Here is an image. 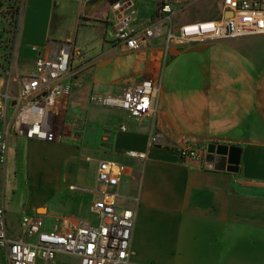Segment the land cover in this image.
I'll list each match as a JSON object with an SVG mask.
<instances>
[{"label": "crops", "instance_id": "obj_1", "mask_svg": "<svg viewBox=\"0 0 264 264\" xmlns=\"http://www.w3.org/2000/svg\"><path fill=\"white\" fill-rule=\"evenodd\" d=\"M86 1L74 0V24L82 18L84 26L95 27L97 41L79 46L71 33L54 40L53 0H26L12 42V60L0 67L16 91L19 77L33 71L35 58L51 56L59 43L72 40L82 52L81 63L73 70L70 67L71 94L59 100L55 109L58 141L17 135L8 124L14 111L11 104L5 125L0 122V131L7 130L6 161L0 170V207L7 235L20 237L24 216L39 217L44 231L65 230L66 225L81 222L96 224L91 206L113 195L118 213L126 209L135 213L131 245L135 263L264 264V83L259 85L264 68L251 67L247 59L254 51H264V42L249 44L239 38L229 44L170 46L166 51L169 28L174 33L181 25L212 20L185 18L177 26L165 25L163 36L141 51L126 52L104 35L111 5L106 1L86 14ZM159 6V2H142L143 12L136 20L162 23ZM98 50L99 54H91ZM206 50L221 55L210 74L175 65L185 54ZM120 54L134 56L141 66L125 64L117 57ZM166 64L164 85L161 74ZM148 78L160 86L151 117L134 118L90 100L95 94L120 95ZM151 135L160 143L148 150ZM209 144L235 149L237 171H217L207 163ZM182 146L204 152V163L181 158ZM129 151H148V156L141 161L129 156ZM100 162L123 167L107 186L96 178ZM6 178L12 188L5 186ZM62 257L81 264L79 258L66 254H57L49 263L36 259L34 264H69L58 263ZM0 264H7L1 251Z\"/></svg>", "mask_w": 264, "mask_h": 264}, {"label": "built area", "instance_id": "obj_2", "mask_svg": "<svg viewBox=\"0 0 264 264\" xmlns=\"http://www.w3.org/2000/svg\"><path fill=\"white\" fill-rule=\"evenodd\" d=\"M192 1L162 0L159 2V13L163 22L138 29L132 23L136 12L130 8L131 3L121 0L110 6L111 18L104 35L121 45L126 52H139L154 39L163 36L162 26L170 25L175 3ZM262 35L264 0H224L218 19L184 24L174 33L169 28L165 33V49ZM32 50L36 51V48ZM80 53V49L70 42L59 43L51 56L35 58L33 71L19 77L16 91L11 88L10 81L0 74V122L5 125L7 108L11 104L14 111L8 124L17 135L47 143L58 141L61 136L54 127L55 109L59 100L71 94V62ZM159 93L158 81L148 78L127 87L120 95H92L90 100L143 119L153 115ZM121 130L124 131V127ZM6 135V129L0 131V170L6 161ZM159 143L160 139L151 135L148 150ZM127 154L144 161L148 151H129ZM179 154L184 160L204 163L205 154L197 149L182 146ZM122 171L123 167L119 164L100 162L96 178L100 184L107 186L117 180ZM91 212L98 219L96 224H68L65 230L52 231L42 230L39 217L24 216L20 222L21 235L13 239L7 235L4 209L0 207V251L7 264H34L36 259L49 263L57 254L77 257L81 264H138L131 259L135 213L130 209L118 213L113 195L95 202Z\"/></svg>", "mask_w": 264, "mask_h": 264}, {"label": "rangeland", "instance_id": "obj_3", "mask_svg": "<svg viewBox=\"0 0 264 264\" xmlns=\"http://www.w3.org/2000/svg\"><path fill=\"white\" fill-rule=\"evenodd\" d=\"M7 2V0H5ZM124 1H130L131 3L129 6L131 9L135 10L137 13L135 16L132 17V23L134 26H136L138 29L144 28L145 26L149 25L151 22L147 21L144 22L143 20L139 21L136 20L137 16L140 15L143 12V9L141 8V3L146 0H124ZM138 1V2H136ZM9 3H12L14 6L17 7L19 15H18V21L21 20V13L26 4V0H8ZM135 2L137 4H135ZM224 4V0H194L192 2H182V3H175L174 4V15L171 18V25L177 26L178 22L182 19L188 18L192 19L194 21H198L201 19H213L217 18L221 15L222 6ZM53 5H56L54 9V16H53V27H52V33L54 40H58L56 38L61 37L64 38L66 35L71 33V38L73 41L77 42V45L82 46L83 43H89L90 41H97L100 37L98 35L97 30L95 27H91L89 25L84 26L82 24V18H79L78 25L75 26L74 19L76 17V3L74 0H53ZM6 8V7H5ZM4 11V10H2ZM4 16V17H2ZM6 15L4 12L0 15V67H7L9 64V61L12 60V54L14 52L13 45L14 43H9L12 45V48H9L5 46V43L3 42L4 39L8 38L11 42L13 41L14 34L11 32L9 34H5V30L8 28L6 23ZM100 19H106L105 17H100ZM17 22V21H16ZM18 22V24H19ZM173 22V24H172ZM21 24V22H20ZM163 31L165 32V27L162 26ZM244 39V40H242ZM242 41H246L249 44H256L264 42V36H250V37H242ZM70 40V41H72ZM235 39L232 40H225L220 41V43H233ZM69 41V42H70ZM63 43V42H62ZM71 43V42H70ZM72 44V43H71ZM201 45V44H200ZM257 46L254 45V48ZM255 50V49H252ZM100 50L95 51L91 54H99ZM174 53H176L174 51ZM254 54H249V57L247 59L249 60L251 67H258V70L262 67L264 68V51H262V48L259 51H254ZM82 55V52L80 53ZM74 57L72 60L71 70H73L76 66H78L82 61V56ZM220 54L214 53L213 51L206 50L202 53H193V54H185L182 58H180L179 61L175 62V65L180 66V70H189L193 68H197L198 70L202 72L211 73L210 70L216 69V67H213L216 59L220 58ZM117 57L121 58L125 64H133V66L140 67V63H136L134 61V56L120 54ZM223 57V56H222ZM257 59L259 61H257ZM221 63V62H220ZM255 63V65H253ZM242 67L247 70V66H244L242 63ZM128 69V68H127ZM167 64L166 66H163L162 70V80L164 82V85L167 84ZM22 72L21 74H24V71L19 70ZM248 71V70H247ZM4 77L6 76V72L3 70L0 73ZM169 76V75H168ZM130 81H125L122 85L128 84ZM133 82V81H132ZM258 83L257 80H255V83ZM264 83V79H262L259 83L260 87H262ZM96 95V94H95ZM99 96H109V95H99ZM113 111V110H111ZM10 117V115H9ZM5 186L7 188L11 187V181L10 179L5 180ZM22 205L20 206V213L18 214L19 217H21V210ZM92 219V217H90ZM57 262H67L69 264H73L75 260L71 257L67 258H59L57 259Z\"/></svg>", "mask_w": 264, "mask_h": 264}, {"label": "water", "instance_id": "obj_4", "mask_svg": "<svg viewBox=\"0 0 264 264\" xmlns=\"http://www.w3.org/2000/svg\"><path fill=\"white\" fill-rule=\"evenodd\" d=\"M108 2L113 5L121 0H87L85 2L86 14L90 12L94 7ZM154 2H161L162 0H149ZM225 16H229L226 14ZM235 149L227 146L209 144L206 147L207 163L213 164V168L217 171L236 172L238 165V155H235Z\"/></svg>", "mask_w": 264, "mask_h": 264}, {"label": "trees", "instance_id": "obj_5", "mask_svg": "<svg viewBox=\"0 0 264 264\" xmlns=\"http://www.w3.org/2000/svg\"><path fill=\"white\" fill-rule=\"evenodd\" d=\"M6 7V8H5ZM4 10V11H2ZM4 12L6 15H8L6 17V25H7V29L5 30V34H9V33H13L14 34V37L16 36L17 34V30H18V15H19V12H18V9L16 6H14L12 3H9L8 0L7 2L5 0H0V15L1 13ZM4 17V16H2ZM17 21V22H16ZM13 37V38H14ZM5 43V46L9 47V48H12V42L10 40H8V38L4 39L3 41ZM9 43V45H7Z\"/></svg>", "mask_w": 264, "mask_h": 264}]
</instances>
